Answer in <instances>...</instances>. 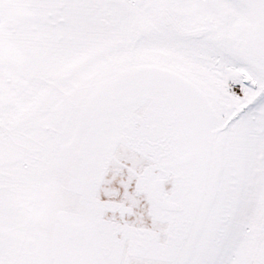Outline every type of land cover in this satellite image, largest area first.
I'll return each instance as SVG.
<instances>
[{"label": "snow or ice", "instance_id": "obj_1", "mask_svg": "<svg viewBox=\"0 0 264 264\" xmlns=\"http://www.w3.org/2000/svg\"><path fill=\"white\" fill-rule=\"evenodd\" d=\"M0 264H264V0H0Z\"/></svg>", "mask_w": 264, "mask_h": 264}]
</instances>
